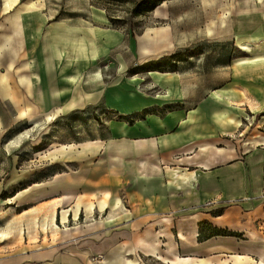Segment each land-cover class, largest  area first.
<instances>
[{
	"label": "rangeland",
	"instance_id": "1",
	"mask_svg": "<svg viewBox=\"0 0 264 264\" xmlns=\"http://www.w3.org/2000/svg\"><path fill=\"white\" fill-rule=\"evenodd\" d=\"M43 1L44 9L37 11L40 14L31 17L19 34L13 24L17 7L5 12L0 0V72L8 75L12 97L0 89V235L9 231L0 237V258L55 247V253L39 258L40 264L55 258L58 264H134L135 260L138 264H170L158 256L170 255L167 245L171 243L180 257L189 258L184 264H193L198 258L206 264H252L258 260L264 246L255 240H264V212L222 217L216 212L209 217L211 221L197 222L193 210L180 211V190L175 187L165 190L171 206L154 212V208L145 207L144 193L153 188L151 192H159L160 184L148 179L157 171L150 166L138 168L136 159L145 156L149 162L156 161L164 176H169L170 170L180 167L179 155L162 158L146 143L123 151L114 145L136 139L123 132L145 112L162 116L182 105L178 95L168 93L154 77L165 74H180L187 82L185 86L192 81L186 79L192 74L200 78L202 99L218 87L239 92L225 93L218 101L242 113L239 127L221 137V146L235 149L238 142L264 135V0ZM92 30L99 32L102 52L97 54L95 65L83 69L80 83L88 87L92 71L99 84L89 86L85 96L71 90L76 94L62 110V104L48 100L50 88L41 58L53 55L50 61L58 66L66 60L94 56L98 43L92 41L96 35ZM108 35L112 36L109 46L105 44ZM239 42L257 46L260 54L243 52ZM29 61L31 67H25ZM33 72L37 86L28 94L18 75L31 76ZM117 86L154 102L138 115L121 118L111 107L110 92ZM182 96L191 105L192 90H184ZM32 119H36L35 124ZM65 186L74 191L71 201L79 205H91L98 198L92 192L97 189L107 188L111 195L105 211L90 216L82 211L79 218L70 216L65 223L61 222L65 208H57V213L54 208L60 228L87 222L99 226L94 232L73 238L68 245L57 244L50 234L44 236L39 226L59 199L38 198L52 189L60 192ZM257 216L261 218L255 219ZM6 219L11 221L9 226ZM34 220L37 226L28 233L26 226ZM17 223L21 231L14 228ZM179 224L190 243L188 248L178 237ZM249 229L258 238H251ZM217 231L220 234H214ZM138 234L156 246L159 254L147 256L137 250L124 254L123 248L133 247ZM193 236L195 240L190 242ZM84 249H88L85 259ZM234 253L248 257L235 263ZM20 261L18 258L13 264Z\"/></svg>",
	"mask_w": 264,
	"mask_h": 264
},
{
	"label": "crops",
	"instance_id": "2",
	"mask_svg": "<svg viewBox=\"0 0 264 264\" xmlns=\"http://www.w3.org/2000/svg\"><path fill=\"white\" fill-rule=\"evenodd\" d=\"M94 33L96 35L92 38V41L94 40L93 42L98 43L100 40L99 32L94 31ZM110 38L112 36L108 35L105 39L107 46L112 43V39ZM96 46L98 47H95L94 56L88 54L85 59L66 60L58 66L55 65L57 63L50 61V57L53 55H49V57L46 55L42 56L43 74H47L46 83L47 87L50 88L48 100L62 104V110L68 103L71 104L72 94H76L71 90L76 89L78 90L77 93L85 96L89 94V86L97 87L99 84L95 80L96 76L92 71H90L89 76L93 80L89 82L88 87L80 83L83 69L89 65H95L97 62V54L102 52L101 44L98 43ZM46 48H48L47 45ZM37 66L39 67V64ZM9 68L7 67V70ZM69 72H74L75 75L72 76ZM23 75L25 74L19 73L18 78L20 83L25 87L24 82L20 80ZM3 77L5 78L3 79ZM30 77L32 80L30 94H32L33 88L37 86V75L33 72ZM154 77L157 82L166 86L168 93H176L182 105L162 116L145 112L143 116L136 118V122L130 123L128 130L126 127L123 132L127 136L136 139L130 142L121 141L114 145L115 149L123 151L127 148L135 149L143 147L146 143L149 150L156 151L162 155V158H170L174 154L179 155L180 167L170 170L168 172L170 174L169 176H164L163 170L156 161L149 162L145 156L137 157L138 168L145 170L150 166L153 172L157 171L153 174L155 175L154 177L148 178L149 182L160 184L159 192H151L154 190L153 188L147 190L148 193H144L145 207L154 208L151 209L154 212L163 210L166 207L169 208L171 202L165 197V190L175 187L176 190H180V211L185 209L193 210V216L196 219L198 218L197 222L204 220L211 221L209 217H212V214L216 212H218V217H222L225 214L239 213L242 215L246 213L264 212V135L256 134L245 142H238L235 149H231V146L226 148L225 144L221 146L223 144L221 137L230 134V132H233L239 127L242 121V113L240 109L236 110L232 108L230 110L227 106H221L218 101H220V98L225 93L238 95L239 92H231L233 90L229 87H218L215 89V92L202 99L200 78H196L194 74H192V78H186L187 80H192L188 82L189 84L187 86H185L187 83L184 81L185 78L180 77V74L156 75ZM0 89L4 95L11 97L8 75L5 72H0ZM189 89L192 90L193 95L191 105L182 96L184 95V90ZM229 90L231 91L228 92ZM206 93L204 92L203 95ZM111 95L113 97L111 107L118 111L119 117L125 119L134 116V114L138 115L139 112L146 111L147 105L154 102L151 99L139 96L133 91L122 90L118 86L113 92H110ZM230 103L232 104V102ZM241 140L239 139V141ZM158 157L160 158V156ZM92 192L98 198L92 200L91 205H79L76 203V200L71 201L74 191L67 186L63 187L60 192L57 189H52L46 193L47 195H42L38 200L48 196H50L49 198L59 199L52 204L53 210L56 207L57 213V208H65L61 212V217L62 213H64L67 219L70 216L73 219V211L76 212L79 218V213L81 214L82 211L90 216L95 211L103 212L108 208V201L111 197V195L108 196L109 190L107 188L97 189ZM101 192L103 193V198L100 197L102 196ZM156 193L157 198L154 197ZM55 194H58V197H55ZM149 196H152V199H148L150 198ZM196 208L202 210L198 211ZM260 218L261 216H257L255 219L258 220ZM55 221L57 222V214ZM191 224V230L195 236V221L193 220ZM93 225L94 223L87 222L76 226H68L67 229L60 228L53 239L56 240L57 244L68 245L73 238L97 230L99 226ZM184 233L183 226L179 224L178 237L182 240L183 247L188 248L190 243H188V239L186 240ZM247 233L251 238H258L253 230L249 229ZM57 234L58 237L56 236ZM194 236L190 242H194ZM255 241L256 243L259 241V244L264 246V240H261V238ZM167 246L169 247L170 255L158 256L163 259V262L184 264L185 260L189 259L188 257H180L179 250L177 247H172L171 243H168ZM56 250L58 248L50 247L45 251L38 249L25 253L18 252V256L1 257L0 264H13L18 258L21 261L17 264H40V257L50 255L49 253H55ZM81 252L85 259L88 249H84ZM236 256H241V260L239 261L235 258ZM257 256L258 260H252L249 257L252 263L264 262V249L260 250ZM232 257L235 263H239L244 262V259L248 256L234 253ZM56 260L57 258L48 263L58 264ZM138 263L135 260L134 264ZM193 264L206 263L203 259L198 258L193 259Z\"/></svg>",
	"mask_w": 264,
	"mask_h": 264
},
{
	"label": "bare ground",
	"instance_id": "3",
	"mask_svg": "<svg viewBox=\"0 0 264 264\" xmlns=\"http://www.w3.org/2000/svg\"><path fill=\"white\" fill-rule=\"evenodd\" d=\"M2 3H3L2 9L5 12H9L13 8L17 7L16 13L13 15L14 16L13 17L14 18L13 24L15 25V30L16 29L18 30L15 32H18L19 34L22 33V31H24V27H25L26 22L29 19L31 20V17H33L34 15L37 16L38 14H40V12H37V11L43 10L44 5H45L43 0H2ZM28 38L31 40L33 38V33L30 32ZM238 44H239V48L243 52H248L250 54H260V52H259L260 48H258L257 46L251 47L247 42H239ZM1 49H2V44L0 45V54H1ZM10 66H11V63L8 64V68ZM24 66L30 68L31 62L30 61L25 62ZM22 74H25V73H22ZM31 74H33V73H31ZM4 78L5 77H3V79ZM21 78L22 79H20V80H22L24 82L27 93L30 94V89H31V85H32L31 77L25 74ZM47 117H50V116L47 115ZM32 123L35 124L36 119H32ZM73 218L74 219L77 218V214L75 211H73ZM61 220L63 223H65L67 221V218L64 215V213H62ZM10 222L11 221L9 219L5 220V223L7 226L10 225ZM33 226H37L36 220H34L31 224H29V223L27 224L26 228H27L28 233L32 229ZM39 226H40L41 232L43 233L44 236H47L48 234H50V236L53 237V236H55L56 233H58L57 231L60 230V227L55 221V214H54L53 209L48 214L47 219L43 223H41ZM14 228L15 229L17 228L20 231L22 229L21 225L19 223L14 224ZM8 233H9V231L2 232L0 237H5L6 234H8ZM135 250L141 252L144 255L154 256V255L159 254L158 248L154 245L149 244L146 237L144 235H141V234H138L136 236L135 245L133 247H124L123 248L124 254H128V255L135 253ZM112 257H116V256H112ZM235 258H237L240 261L242 257L236 256ZM224 264H226V263H224ZM252 264H264V262H255Z\"/></svg>",
	"mask_w": 264,
	"mask_h": 264
},
{
	"label": "trees",
	"instance_id": "4",
	"mask_svg": "<svg viewBox=\"0 0 264 264\" xmlns=\"http://www.w3.org/2000/svg\"><path fill=\"white\" fill-rule=\"evenodd\" d=\"M204 222H206V221H204ZM217 230H219L220 228H216ZM214 234H220L218 231L216 232V233H214ZM207 237H210V235H208Z\"/></svg>",
	"mask_w": 264,
	"mask_h": 264
}]
</instances>
